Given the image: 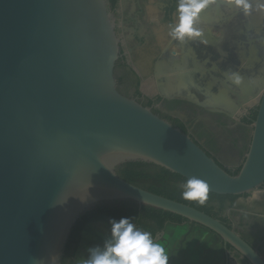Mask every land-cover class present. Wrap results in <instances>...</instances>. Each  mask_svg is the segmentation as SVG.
I'll use <instances>...</instances> for the list:
<instances>
[{
    "label": "water",
    "instance_id": "water-1",
    "mask_svg": "<svg viewBox=\"0 0 264 264\" xmlns=\"http://www.w3.org/2000/svg\"><path fill=\"white\" fill-rule=\"evenodd\" d=\"M119 56L108 0H0V264H52L53 257L62 264L78 220L97 204L125 200L209 230L228 261L230 246L249 264H264L237 223L117 172L143 162L199 178L219 196L256 194L264 184V93L244 163L231 175L189 135L119 91ZM211 97L228 98L226 90Z\"/></svg>",
    "mask_w": 264,
    "mask_h": 264
},
{
    "label": "flooded vegetation",
    "instance_id": "flooded-vegetation-1",
    "mask_svg": "<svg viewBox=\"0 0 264 264\" xmlns=\"http://www.w3.org/2000/svg\"><path fill=\"white\" fill-rule=\"evenodd\" d=\"M180 2L118 0L115 8L110 5L120 41L118 89L234 173L244 163L264 93V11L245 16L223 0H210L198 22L202 37L181 42L169 34L179 22ZM229 72L243 75V83L233 84ZM219 90H226L228 98L216 104L211 96ZM245 96L250 97L246 103ZM258 193L238 198L225 224L237 223L238 232L264 257V184Z\"/></svg>",
    "mask_w": 264,
    "mask_h": 264
},
{
    "label": "trees",
    "instance_id": "trees-1",
    "mask_svg": "<svg viewBox=\"0 0 264 264\" xmlns=\"http://www.w3.org/2000/svg\"><path fill=\"white\" fill-rule=\"evenodd\" d=\"M108 1L113 8L118 2V0ZM226 171L228 170L226 169ZM117 172L122 179L137 187L189 205L213 218L219 219L223 223L228 221L227 210L234 206L238 198H241L238 196H219L208 192L207 199L203 204L198 201L185 200L182 196L184 190L182 186L187 179L149 163L128 162L118 167ZM239 172L240 170H235L234 173H228L237 175ZM121 217H129L137 228L150 232L153 238L164 232L168 224L178 226L191 224L180 216L147 205H140L132 200L100 203L91 207L74 226L62 264H75L83 239L82 234L89 224L103 222L112 225L111 221L119 220ZM228 250H232V248L228 246Z\"/></svg>",
    "mask_w": 264,
    "mask_h": 264
},
{
    "label": "clouds",
    "instance_id": "clouds-1",
    "mask_svg": "<svg viewBox=\"0 0 264 264\" xmlns=\"http://www.w3.org/2000/svg\"><path fill=\"white\" fill-rule=\"evenodd\" d=\"M217 2V0H216ZM210 0H181L178 5L179 22L169 33L183 42L185 38H200L203 29L199 26L200 14L209 7ZM225 7L231 6L243 11L245 16L253 11H264V0H223ZM202 42L207 44L205 40ZM228 79L239 86L243 77L238 72L227 73ZM185 200L203 204L207 199L208 184L196 177H190L183 184ZM111 236L103 247L90 248L84 264H169L165 249L154 241L152 234L137 228L129 217L111 221ZM58 257L52 258L57 264Z\"/></svg>",
    "mask_w": 264,
    "mask_h": 264
},
{
    "label": "crops",
    "instance_id": "crops-1",
    "mask_svg": "<svg viewBox=\"0 0 264 264\" xmlns=\"http://www.w3.org/2000/svg\"><path fill=\"white\" fill-rule=\"evenodd\" d=\"M100 223H102L100 227L96 226L97 228L92 227V229H111L112 227L110 224ZM91 225L92 223L86 227L84 232L87 231ZM169 225L171 224H168L164 231V234L170 240L168 249L172 251L169 264H227L228 258L226 256L224 243L217 235L197 225H175L176 227L172 229H169ZM174 233L176 234L175 237ZM208 233L215 235L219 240L216 241L215 238L211 237ZM180 241H182L181 245L177 249L176 247ZM230 251L231 254L228 264H249L238 252L235 250ZM88 254L87 252H81V250L78 251L75 264H84V261L88 258Z\"/></svg>",
    "mask_w": 264,
    "mask_h": 264
},
{
    "label": "rangeland",
    "instance_id": "rangeland-1",
    "mask_svg": "<svg viewBox=\"0 0 264 264\" xmlns=\"http://www.w3.org/2000/svg\"><path fill=\"white\" fill-rule=\"evenodd\" d=\"M255 197H259V193L258 192L255 194ZM241 201H244V198L239 199V202H241ZM101 224L102 223H100V222H94L89 227V229H87V231H85L83 233V235H82L83 236V241H82V244H81V247H80L81 252H87V253H89L88 250L90 248L97 247V246H99V247L102 248L103 245H104V243H105V241L110 238V236H111V229H108V228L92 229V227H94V228L100 227ZM174 227H176V226L175 225H169V229H172ZM208 234L211 237L215 238L216 241L219 240L215 235H211L210 233H208ZM175 235L176 234L174 233V237H175ZM154 241L157 242V243H159L165 249V252L168 255L169 260H170V256H171V252H172V251H170V249H168L169 248V245H170V240L166 237V235L164 234V232L162 234H160L156 239H154ZM181 242L182 241H180V243H178V245L176 247L177 249L180 247ZM88 256H89V254H88Z\"/></svg>",
    "mask_w": 264,
    "mask_h": 264
}]
</instances>
